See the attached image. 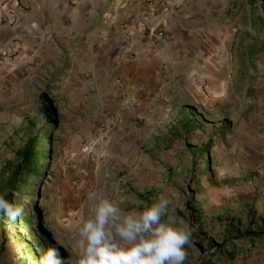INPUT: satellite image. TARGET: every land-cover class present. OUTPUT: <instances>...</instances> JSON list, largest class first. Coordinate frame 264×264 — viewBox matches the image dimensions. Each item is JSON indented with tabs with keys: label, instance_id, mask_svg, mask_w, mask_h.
I'll return each mask as SVG.
<instances>
[{
	"label": "rangeland",
	"instance_id": "374dc122",
	"mask_svg": "<svg viewBox=\"0 0 264 264\" xmlns=\"http://www.w3.org/2000/svg\"><path fill=\"white\" fill-rule=\"evenodd\" d=\"M227 51L224 83L202 91L208 102L178 114L138 166L78 150L71 140L80 128L69 116L72 95L56 85L57 77L24 94L16 120L0 125V193L6 165L15 166L16 151L46 126L49 164L41 162L40 178H29L12 198L24 211L1 221L0 264H39L48 247L74 261L76 222L98 189L113 201L128 196L125 208L170 197L171 214L189 235L184 264H264V27L237 32ZM41 94L56 109L53 123L41 114ZM80 174L83 187L76 183Z\"/></svg>",
	"mask_w": 264,
	"mask_h": 264
},
{
	"label": "crops",
	"instance_id": "0c3cea01",
	"mask_svg": "<svg viewBox=\"0 0 264 264\" xmlns=\"http://www.w3.org/2000/svg\"><path fill=\"white\" fill-rule=\"evenodd\" d=\"M143 1L0 0V9L15 13L12 24H0V125L16 120L18 103L39 80L57 77L56 85L72 95L69 116L80 128L71 140L78 150L102 120L130 102L107 135L101 158L138 166L183 109L208 102L202 91L224 83L227 46L237 32L251 29L254 0H189L180 10H147ZM141 20L153 35H143ZM121 23L134 33V56L127 60L116 58L125 41ZM12 40L19 52L9 60L6 45Z\"/></svg>",
	"mask_w": 264,
	"mask_h": 264
},
{
	"label": "clouds",
	"instance_id": "9594fccd",
	"mask_svg": "<svg viewBox=\"0 0 264 264\" xmlns=\"http://www.w3.org/2000/svg\"><path fill=\"white\" fill-rule=\"evenodd\" d=\"M0 193V214L15 221L23 207ZM129 197L110 200L103 189L89 193L86 214L76 222L74 261L62 259L57 247H48L39 264H184L188 232L177 226L163 195L136 208L121 205Z\"/></svg>",
	"mask_w": 264,
	"mask_h": 264
},
{
	"label": "trees",
	"instance_id": "16d2710c",
	"mask_svg": "<svg viewBox=\"0 0 264 264\" xmlns=\"http://www.w3.org/2000/svg\"><path fill=\"white\" fill-rule=\"evenodd\" d=\"M253 17L251 19L252 27L260 30L264 27V0H254L251 4ZM41 114L48 119V123H53V117L56 114V109L51 103L46 101V95L41 94ZM185 110L183 109L182 112ZM29 125L31 122L28 123ZM33 125V124H32ZM51 142L50 130L46 127H41L35 130L25 145L16 151L17 164L13 166L11 163L7 164L6 169L9 170V176L5 182L2 193L7 192V199L12 202L14 194L20 196L23 189L26 187L29 178L38 179L42 174L41 162L43 168H47L49 164L48 146ZM6 219L0 214V228L2 234L5 233L1 221ZM233 252L230 255L233 256Z\"/></svg>",
	"mask_w": 264,
	"mask_h": 264
},
{
	"label": "built area",
	"instance_id": "2783aa9c",
	"mask_svg": "<svg viewBox=\"0 0 264 264\" xmlns=\"http://www.w3.org/2000/svg\"><path fill=\"white\" fill-rule=\"evenodd\" d=\"M189 0H144L143 5L147 10L154 7L168 8L172 10H180L184 4ZM15 20L14 12H4L3 6L0 9V24H12ZM121 28L125 31L124 43L119 47L117 53L118 60H127L130 57L134 56L132 50L131 38L133 37V31L125 23L120 24ZM138 28L142 31L143 35L151 36L154 34L155 30L148 27L145 21L137 22ZM19 52V43L16 40L9 41L6 45V55L5 57L9 60L17 56ZM204 67V64H202ZM197 81L201 86L206 85V80L202 77H197ZM130 102L124 101L119 112L108 119L101 121L97 134L93 137L85 138L81 142L80 152L86 154L92 158H101L104 154L105 141L107 135L111 130L116 127L123 118L124 113L129 109ZM138 120H141L142 117L138 115ZM76 183L79 187H83L86 184V180L83 175H78Z\"/></svg>",
	"mask_w": 264,
	"mask_h": 264
}]
</instances>
